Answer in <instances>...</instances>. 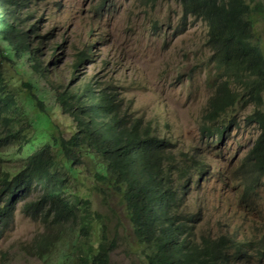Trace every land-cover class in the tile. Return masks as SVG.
I'll use <instances>...</instances> for the list:
<instances>
[{
    "label": "trees",
    "instance_id": "obj_1",
    "mask_svg": "<svg viewBox=\"0 0 264 264\" xmlns=\"http://www.w3.org/2000/svg\"><path fill=\"white\" fill-rule=\"evenodd\" d=\"M42 1L0 0V42L4 43L0 45V150L16 147L13 155L23 156L15 173L0 171V230L8 226L14 204L25 200V215L51 231L33 246L35 256H49L64 242L68 231L69 251L60 252L63 263L59 264H111L116 237L108 239V217L90 211L89 202L72 186L85 168L107 189L124 194L138 254L148 264H253L252 259L256 260L254 264H264V249L245 248L232 237L237 231L200 235L204 225L199 215L181 213L179 201L185 188L193 183L194 176L198 183L208 170L199 149L193 148L190 153L180 149L177 153L168 138L156 136L154 120L142 125V118L121 110L110 85L98 91L89 84L82 85V90H61L47 82L50 62L44 64L41 55L35 54L37 47L31 46V34L39 32L48 19L45 9L40 13ZM176 1L184 19L193 17L206 25L211 60L224 78L203 114L201 141L209 147L221 141L227 128L221 117L244 93L248 96L245 104L256 106L246 121L256 125L258 135L244 156L241 166L245 172L237 177L243 181L242 197L237 202L244 207L256 186L264 187V112L259 109L264 93V53L252 35L253 15L262 13L264 6L245 0ZM92 47L93 41L87 42L78 52L74 71L89 54L92 56ZM23 56L30 63L32 77L44 81L43 87L26 73L16 71L17 76H13L7 69L11 61ZM231 79L245 91L232 90ZM10 85L24 92L20 106L8 89ZM49 91H54L56 112L45 104ZM24 102L38 111L28 113ZM54 112H66L64 115L75 122V131L67 138L52 125L50 116ZM31 128L33 135L26 133Z\"/></svg>",
    "mask_w": 264,
    "mask_h": 264
},
{
    "label": "rangeland",
    "instance_id": "obj_2",
    "mask_svg": "<svg viewBox=\"0 0 264 264\" xmlns=\"http://www.w3.org/2000/svg\"><path fill=\"white\" fill-rule=\"evenodd\" d=\"M245 1L250 5H253V1L260 2L264 6V0ZM144 2H40V13L45 9L48 19L40 26L39 32L31 34V46L37 47L35 54L41 55L39 58L44 64L50 62L47 82H52L61 90L78 87V90H82V85L89 84L97 87L98 91L110 85L121 102V110L142 118V125L154 120L156 136L168 138L169 145H174L177 153L180 149L187 153L193 148L199 149L208 170L198 183L194 176L193 183L185 188V194L179 201L181 213L199 215L204 225L200 235L213 236L220 230L230 234L237 231L232 237L245 248L264 249L263 185L256 186L250 202L244 207L237 202L243 193V181L237 177L245 172L241 166L244 156L258 135L256 125L246 121L256 106L245 104L248 96L244 93L240 101L221 117L227 127L221 141L215 143V147L206 146L205 141H201L203 114L218 83L224 79L221 78V69L211 60L207 27L193 17L184 19L176 0H157L147 5ZM253 18V41L258 40L264 53V9L262 13L253 15ZM42 36H45L43 41ZM91 41L92 56L89 54L82 63L84 65L81 64L74 71L78 52ZM0 45L4 43L0 42ZM11 63L7 68L11 75L17 76L16 71L26 73V77L33 78L37 86H44L42 78L32 77L28 71L30 63L24 56ZM231 88L239 93L245 91L234 80ZM8 89L16 96L20 106L24 101V92L20 93L19 89L11 85ZM46 95V106L56 112L54 91ZM23 106L28 113L38 111L27 102ZM259 109L264 112V93ZM64 113L51 114L50 117L52 125H57V129L67 138L75 131L76 125L72 117ZM34 118L31 116V119ZM26 133L35 134L33 128L27 129ZM16 151V147L0 150V171L6 169L16 172L23 158L15 157L13 154ZM81 171L83 176L80 173L72 186L89 202L90 211L108 217V239L116 237L110 263L148 264L138 254L139 244L127 218L124 194L112 188L107 189L87 169L82 168ZM101 188L104 189L102 192ZM34 196L30 195V198ZM25 203L24 200L14 204L8 226L4 231L0 230V264L63 263L60 252L69 251V232L65 231L64 242L59 243L57 250L49 256L43 259L35 256L37 251L33 246L46 239L51 231L38 220L33 221L25 215ZM93 240L97 241L98 237L94 236ZM250 263L254 264L256 260L252 259Z\"/></svg>",
    "mask_w": 264,
    "mask_h": 264
}]
</instances>
